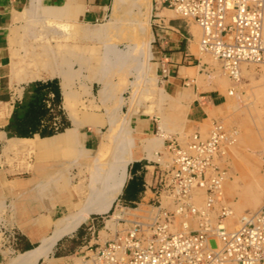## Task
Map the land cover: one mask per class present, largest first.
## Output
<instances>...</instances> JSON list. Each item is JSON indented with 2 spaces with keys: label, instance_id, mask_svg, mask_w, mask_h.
<instances>
[{
  "label": "crops",
  "instance_id": "0c3cea01",
  "mask_svg": "<svg viewBox=\"0 0 264 264\" xmlns=\"http://www.w3.org/2000/svg\"><path fill=\"white\" fill-rule=\"evenodd\" d=\"M121 8L117 0H0V264L83 206L84 220L29 263L80 264L63 250L73 242L79 250L99 217L143 198L168 139L184 144L233 107V82L204 65L193 22L155 11L143 43L118 34L131 29L119 25Z\"/></svg>",
  "mask_w": 264,
  "mask_h": 264
},
{
  "label": "built area",
  "instance_id": "2783aa9c",
  "mask_svg": "<svg viewBox=\"0 0 264 264\" xmlns=\"http://www.w3.org/2000/svg\"><path fill=\"white\" fill-rule=\"evenodd\" d=\"M153 8L171 10L197 25L198 52L216 60L228 77L238 80L241 66L264 64V0H153ZM221 131L215 121L206 139L198 132L183 145L168 139L167 160L159 168L166 173L162 186L177 205L174 212L182 229H172L165 214L148 216L153 222L145 223L119 211L115 223L103 225L109 238L98 242V231L92 233L93 241L75 253L80 264H264V191L258 210L230 228L224 225L225 212V218L211 220V193L205 197L206 211L195 205L200 188L217 187L213 178L205 181V172L211 170ZM200 216L202 223H195ZM121 221L124 225L118 228Z\"/></svg>",
  "mask_w": 264,
  "mask_h": 264
},
{
  "label": "rangeland",
  "instance_id": "374dc122",
  "mask_svg": "<svg viewBox=\"0 0 264 264\" xmlns=\"http://www.w3.org/2000/svg\"><path fill=\"white\" fill-rule=\"evenodd\" d=\"M121 1L122 11L119 12L120 16L118 19L121 24L119 25L127 26L128 23H131V29L129 31L128 28H118V34L124 36L128 32H134V36L136 35L135 37L139 40L142 39L141 41L143 42L146 36L147 38L151 36L150 24L154 20L155 13L153 0H127L129 3L127 1L125 2V0ZM166 12L170 16H176L171 10L170 12ZM143 20L147 22L145 23ZM123 22L124 24H122ZM199 57H201L202 62L207 66L208 70L216 69L221 73L223 78H229L233 82V92L230 96L233 107L227 110L221 118L215 120L220 124L223 136L211 158V170L205 172V181H209L208 178L211 177L213 181H217V187L212 190L200 188L198 192L203 197L201 198V203L195 205L199 209L204 208L203 202L205 201V197L211 193L214 199H217L210 208L211 212L209 211V216L213 221L225 218L221 214L227 210L226 206L232 205L235 207L234 210L236 212L233 210L234 212L230 218H225V222L226 220H230L227 222V225L233 227L238 224L242 214L248 212L252 214L258 210L264 191V64L243 65L242 72L239 76L240 78L234 80L226 74H223V70L218 62L209 55L199 54ZM211 128L212 125L210 130ZM210 130L207 132L201 131L200 135L202 134V138L206 139ZM164 160L166 161L167 159ZM165 175L166 173L161 172L159 167L156 168L151 172L150 181H144L142 185L144 187L143 198L137 204L132 206H115L113 210L99 217L98 238L94 239L98 242H103L110 237L109 233L103 228V225L108 221L111 225L115 223V218L119 211L125 212L126 215H124V218L145 223L153 222V219L148 218V216L153 217L156 213L161 215L165 214L167 220L173 222L171 225L172 229H177V231L182 229L178 228L179 224L177 223L181 220L174 212L177 205L168 192L166 193L167 190L164 186H162ZM248 190L252 194L253 192L254 194L256 193L254 195L255 197L253 198L249 194L246 196L247 201L242 200L244 197L243 194L245 192L247 193ZM241 194L243 197H241ZM201 219L203 218L200 216L195 223H202L203 220ZM183 222L185 221L183 220ZM122 223L124 222L121 221L118 228L124 225ZM185 223L188 224V227L191 224L188 222ZM195 226L197 227V225ZM195 226L191 227L196 228ZM85 237L84 235L83 240L87 239L88 241L92 239L93 241L91 236L88 238ZM76 245L78 244L75 242L68 244L65 250H63L66 252L65 255H74L78 251Z\"/></svg>",
  "mask_w": 264,
  "mask_h": 264
},
{
  "label": "bare ground",
  "instance_id": "6f19581e",
  "mask_svg": "<svg viewBox=\"0 0 264 264\" xmlns=\"http://www.w3.org/2000/svg\"><path fill=\"white\" fill-rule=\"evenodd\" d=\"M118 2H120L121 0H117ZM127 0H125V2H126ZM147 1V0H146ZM122 2V1H121ZM128 2V1H127ZM129 3V2H128ZM131 3V2H130ZM149 3V2H148ZM132 4V3H131ZM130 4V5H131ZM137 4V3H136ZM128 5V4H127ZM133 5V4H132ZM148 10H149V8H148ZM149 12V11H148ZM150 14V13H149ZM144 21V20H143ZM145 22V21H144ZM147 22V21H146ZM145 22V23H146ZM138 28V27H137ZM144 31V30H143ZM141 32V31H140ZM146 33H147V31H146ZM143 34H144V32H143ZM113 35V34H112ZM111 35V36H112ZM131 36V35H130ZM136 36V35H135ZM134 37V36H133ZM141 37H142V35H141ZM127 38H128V36H127ZM135 39V38H134ZM146 39H147V36H146ZM145 39V40H146ZM118 40V39H117ZM142 40V39H141ZM136 41V40H135ZM134 42V41H133ZM147 42V41H146ZM144 43V42H143ZM136 44V43H135ZM138 44V43H137ZM146 44H144V46H145ZM115 46V45H114ZM130 46V45H129ZM128 46V47H129ZM147 46V45H146ZM136 47V46H135ZM73 49V48H72ZM118 49V48H117ZM113 50H114V48H113V45L112 46H110V45H108V47H106L105 48V53H112L113 52ZM72 51V50H71ZM119 51H122V50H119ZM72 54V53H71ZM114 54V53H113ZM125 54H128V53H126L125 52ZM78 55V54H77ZM122 55V54H121ZM132 55V54H131ZM107 56V55H106ZM117 56V55H116ZM108 57V56H107ZM110 57V56H109ZM106 58V57H105ZM121 58V57H120ZM126 58V57H125ZM128 58V57H127ZM126 58V59H127ZM125 59V60H126ZM108 60V59H107ZM144 60V59H143ZM124 61V60H123ZM126 62V61H125ZM127 63V62H126ZM126 65V64H125ZM136 68H137V66H135ZM146 67V66H145ZM242 67V66H241ZM242 69V68H241ZM136 71V70H135ZM241 72L242 71H240V74H241ZM124 74V73H123ZM140 74H141V72H140ZM223 74H225L224 72H223ZM240 74H239V76H240ZM143 75V74H142ZM240 78V77H239ZM238 78V79H239ZM233 92V90H232V88H230V90H228V93L229 94H231ZM105 93V92H104ZM111 125V124H110ZM61 135V134H60ZM201 136H202V134H201ZM180 137V136H179ZM181 138V137H180ZM184 139V138H183ZM180 140V139H179ZM71 141V140H70ZM109 141V140H108ZM51 145V142L49 141V139H41L40 141H39V146L41 147V148H48L49 146ZM129 146V145H128ZM19 147H21V146H19ZM119 157H122V156H119ZM118 157V158H119ZM105 159V158H104ZM122 159V158H121ZM106 160V159H105ZM125 160V159H124ZM124 160H121V163L119 164V172H118V175H117V179H116V181H117V189H119L120 188V186L123 184V182H124V178H125V164L127 163V162H125ZM105 161H103V163H104ZM114 162V161H113ZM111 164H113V163H111ZM101 165V164H100ZM105 165V164H104ZM104 165H102V167L104 166ZM108 165H110L109 163H108ZM115 165V164H114ZM99 167V166H98ZM104 168H108V167H104ZM103 168V169H104ZM110 168V167H109ZM108 168V171H110V169ZM111 168H112V165H111ZM97 171V170H96ZM99 171V170H98ZM114 171H115V169H114ZM118 171V170H117ZM101 172V171H100ZM112 172H113V170H112ZM116 172V171H115ZM102 173V172H101ZM100 173V174H101ZM95 174V173H94ZM98 174V173H97ZM108 175H109V173H107V174H105V172H104V185H106V182H107V180H108ZM99 176H101V175H99ZM112 176H115V175H112ZM98 177V176H97ZM99 178V177H98ZM97 178V179H98ZM99 180V179H98ZM101 180V179H100ZM89 181V180H88ZM94 182H96V181H94ZM111 182V181H110ZM102 183V182H101ZM93 184V183H92ZM91 185V184H90ZM108 185V184H107ZM106 185V186H107ZM109 187L110 188H112L110 185H109ZM105 188V187H104ZM108 188V187H107ZM106 188V189H107ZM109 188V189H110ZM100 189H101V187H100ZM102 189H103V187H102ZM116 189V190H117ZM248 189H250V188H248ZM95 190V189H94ZM105 190V189H104ZM103 190V192H105V191H107V190H105L104 191ZM246 190V189H245ZM250 190H253V189H250ZM92 191H93V189H92ZM98 191H99V189H98ZM112 191V190H111ZM244 191V190H243ZM247 191V190H246ZM97 192V191H96ZM113 192H114V190H113ZM242 192V191H241ZM94 193V192H93ZM101 193H102V191H101ZM199 193V192H198ZM220 193V192H219ZM88 194V193H87ZM109 194V193H108ZM119 194V193H118ZM117 194V195H118ZM243 194V193H242ZM241 194V195H242ZM251 195V197H255L254 195L256 194H254V192H253V194H252V192L250 191L249 192V190H248V192L246 193L245 192V194H243L244 195V197H243V195L241 196V197H243L242 198V200L244 199L245 201H247L246 199V196L247 195ZM98 195V194H97ZM194 195V194H193ZM113 196V195H112ZM93 197H95V196H93ZM99 197H101V196H99ZM203 196L202 195H200V193L198 194V195H194V200H195V204H200L201 203V198H202ZM250 197V198H251ZM219 198V197H218ZM249 198V199H250ZM99 199V198H98ZM92 200H93V198H92ZM91 200V201H92ZM168 200V199H167ZM217 200V199H216ZM215 200V201H216ZM250 200H252V199H250ZM249 200V201H250ZM106 201V200H105ZM204 201V200H203ZM86 202H88V200L86 201ZM104 202V201H103ZM254 202V201H253ZM83 204H84V202H83ZM85 205V204H84ZM87 205V204H86ZM89 205V204H88ZM87 205V206H88ZM101 205V204H100ZM203 206H204V209H205V211H206V208H207V202H206V198H205V201L203 202ZM89 207V206H88ZM91 207V206H90ZM109 207V202L108 203H105V205H104V207L101 209V211H106L107 210V208ZM200 207H202V206H200ZM227 208V210L225 211V215H226V218H230V216L232 215V213L235 211L234 210V208L235 207H233L232 205H229V206H226ZM81 208V207H80ZM97 209V208H96ZM119 210V209H118ZM117 210V211H118ZM234 210V211H233ZM91 211V210H90ZM107 212V211H106ZM236 212V211H235ZM235 214V213H234ZM249 215V212L248 213H244V214H242L241 216H240V220L239 221H241L243 218H245V217H247ZM85 216H86V209H85V207H83L82 206V208L79 210L78 209V212L76 213V212H74V214L73 215H69V216H65V217H63V218H61V219H59L57 222H56V227H55V230L49 235V236H46V237H43L42 239H41V241H40V243H39V245L38 246H36V247H34L33 249H31V250H29V251H26V252H24V253H20L19 255H18V257H17V259L13 262V264H29V263H31L32 262V260H34V259H37V257H43V256H45L46 254H47V252L51 249V247L61 238V237H63V235H66V234H68V233H70L71 231H73L83 220H84V218H85ZM108 221V220H107ZM228 221H230V220H228ZM227 220H226V222H225V220H224V225L225 226H227V227H229L228 225H227V222H228ZM116 222V221H115ZM228 224H230V223H228ZM106 225H109V221L108 222H106ZM237 225V224H236ZM230 228V227H229ZM34 263V262H33Z\"/></svg>",
  "mask_w": 264,
  "mask_h": 264
}]
</instances>
